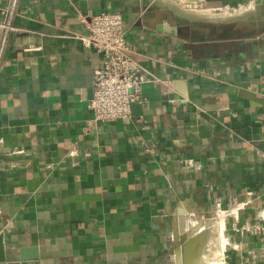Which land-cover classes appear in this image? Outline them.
Instances as JSON below:
<instances>
[{
  "label": "crops",
  "instance_id": "0c3cea01",
  "mask_svg": "<svg viewBox=\"0 0 264 264\" xmlns=\"http://www.w3.org/2000/svg\"><path fill=\"white\" fill-rule=\"evenodd\" d=\"M105 11L123 15L152 81L129 118L86 135L102 57L82 47L80 18ZM0 25L9 261L25 248L39 264H210L221 217H208L236 202L221 264H264V0H0Z\"/></svg>",
  "mask_w": 264,
  "mask_h": 264
},
{
  "label": "built area",
  "instance_id": "2783aa9c",
  "mask_svg": "<svg viewBox=\"0 0 264 264\" xmlns=\"http://www.w3.org/2000/svg\"><path fill=\"white\" fill-rule=\"evenodd\" d=\"M15 6L14 2L12 11ZM80 20L88 30L87 35L78 36L82 47L102 57L101 67L94 72L93 96L88 104L93 118L84 128V133L87 135L97 123L129 118L134 104H145L143 87L152 81V76L134 61L132 47L127 41L124 17L120 12L105 11L92 16H83ZM2 26L5 31L11 27L9 21ZM5 41L6 36L0 44V61ZM79 155L80 147L74 144L67 156L75 158ZM84 157H89V154L86 153ZM238 208L236 202L234 207L226 211L218 204L215 212L218 217L225 219L234 214ZM245 228L253 227L246 225Z\"/></svg>",
  "mask_w": 264,
  "mask_h": 264
},
{
  "label": "bare ground",
  "instance_id": "6f19581e",
  "mask_svg": "<svg viewBox=\"0 0 264 264\" xmlns=\"http://www.w3.org/2000/svg\"><path fill=\"white\" fill-rule=\"evenodd\" d=\"M195 12H197V11H195ZM200 14L199 15L201 17L203 16L205 18H212V19L230 18V17L234 16V15L229 14V13H226L220 17H218L214 14H211V12H207V13L204 12V13H200ZM224 230H225V222L222 218L217 222V224L215 225V228L211 229V234H212V232L214 233V243L212 244V246H210L211 247V253H210L209 257H207L208 263L210 262V264H214V263L215 264L216 263L221 264V260L224 256L225 246H226V241L224 240V237H223ZM207 248H208V246H207ZM209 250H210V248H209Z\"/></svg>",
  "mask_w": 264,
  "mask_h": 264
},
{
  "label": "water",
  "instance_id": "95a60500",
  "mask_svg": "<svg viewBox=\"0 0 264 264\" xmlns=\"http://www.w3.org/2000/svg\"><path fill=\"white\" fill-rule=\"evenodd\" d=\"M20 260L19 261H9L7 257L5 237L4 234L0 232V264H39V253L38 250H28L21 248L19 250ZM31 261V262H29Z\"/></svg>",
  "mask_w": 264,
  "mask_h": 264
},
{
  "label": "rangeland",
  "instance_id": "374dc122",
  "mask_svg": "<svg viewBox=\"0 0 264 264\" xmlns=\"http://www.w3.org/2000/svg\"><path fill=\"white\" fill-rule=\"evenodd\" d=\"M235 9H230V10H226V9H222V10H220V11H212L213 13H215V14H219V15H222V14H225V13H230V14H234L236 17L237 16H240V15H245L246 13H247V9H241V10H236V11H234ZM195 11H197V10H195V9H190V8H187V10H186V12H188V13H190L189 15H191V16H193V17H201L200 15V13H198V12H195ZM248 11H249V9H248ZM201 12H206L207 13V11H201ZM250 12V11H249ZM256 13V12H255ZM255 13H253V14H251V15H254ZM200 14V15H199ZM261 15V14H260ZM262 16V15H261ZM260 16V17H261ZM202 18H205V17H203L202 16ZM237 18H240V17H237ZM262 18V17H261ZM206 19V18H205ZM208 19V18H207ZM229 19V18H228ZM241 19V18H240ZM218 216L216 215V214H214V215H210L209 217H208V221H207V226H211L212 224H214L215 223V221H218V220H216V218H217ZM224 220V219H223ZM205 226V225H204ZM208 232H207V241L209 240L208 239V236H209V230H207ZM196 244H197V242H196ZM200 246L201 245H195V247L193 248L195 251H196V253H197V251L198 250H200ZM197 255V254H196Z\"/></svg>",
  "mask_w": 264,
  "mask_h": 264
}]
</instances>
